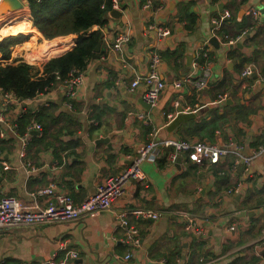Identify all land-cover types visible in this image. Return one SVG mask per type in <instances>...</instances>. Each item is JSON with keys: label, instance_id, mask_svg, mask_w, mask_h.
Here are the masks:
<instances>
[{"label": "crops", "instance_id": "0c3cea01", "mask_svg": "<svg viewBox=\"0 0 264 264\" xmlns=\"http://www.w3.org/2000/svg\"><path fill=\"white\" fill-rule=\"evenodd\" d=\"M19 1L22 6L13 8L12 2L0 0V41L26 37L11 47L10 61L30 51L31 61L44 63L75 46V33L47 39L34 25L30 0ZM147 1L120 0L118 19L109 12L101 52L88 61L76 97L65 94L63 81L31 98L11 97L5 114L17 133L0 125L5 132L0 134V199L14 195L27 205L45 207L48 199L35 194L54 184L80 203L108 176L125 169L138 147L154 140L160 154L142 163L147 182L131 179L107 211L0 230V264H43L63 259L70 250L79 256L67 264H264V154L249 164L233 152L217 164L189 162L187 154L181 163H169L172 148L161 144L204 140L242 147L245 156L264 145V0H153L145 9ZM188 14L196 17L192 29ZM23 22L30 23L29 30L10 32ZM151 23L168 33L160 34ZM126 28L132 37L123 55L109 53L116 33ZM239 34L244 37L227 43L226 35ZM34 36L35 44L26 47ZM66 39L71 43L64 51L34 55L42 44ZM152 52L161 55L159 70L166 83L155 106L145 101L143 84L129 88L136 75L149 71ZM208 56L206 87L194 88L184 78L200 75ZM247 64L257 72L243 78ZM39 67L34 71L42 73ZM5 92L10 91L0 87V112ZM33 121L42 124L43 134L34 131L24 148L20 137ZM111 134L109 142L98 141ZM129 209L160 213L156 220L132 218L140 227L137 247L124 241L118 222ZM188 215L204 230L202 238ZM128 253L127 260L117 258Z\"/></svg>", "mask_w": 264, "mask_h": 264}, {"label": "built area", "instance_id": "2783aa9c", "mask_svg": "<svg viewBox=\"0 0 264 264\" xmlns=\"http://www.w3.org/2000/svg\"><path fill=\"white\" fill-rule=\"evenodd\" d=\"M41 1V0H39ZM113 9H120V0H111ZM153 0H148L143 6L145 9L151 8ZM255 20L260 18L256 9L251 11ZM229 14H223L220 20L228 17ZM218 22L217 20L215 21ZM150 28H155L160 31V34H167V30L164 28H158L155 23L150 24ZM102 29V28H101ZM132 37L131 30L129 28L119 30L111 41L109 53L123 55L125 46L130 42ZM244 34H239L235 38H229L227 43H235L239 41ZM207 55V51L204 52ZM10 61V60H9ZM161 61V55L158 52L151 53V67L147 73L138 74L130 83V91L136 90L140 84L144 85L143 97L145 101L151 106L158 104L160 95L166 87L164 78L159 70V63ZM1 62H6L2 60ZM212 62H207L202 68V73L198 76L193 74L187 75L184 80L191 84L194 88L203 89L206 87L208 79L210 77V65ZM198 64V63H197ZM256 66L254 64H247L242 71L243 78L250 77L256 74ZM57 79H60L57 76ZM65 83V94L71 98L76 97L78 87L84 82V70L73 69L68 76L63 80ZM5 98L3 101V110L0 112V125L9 126L15 133L16 128L12 125L6 117L5 111L7 110L11 97L15 96L12 92H5ZM221 95L220 97H222ZM180 100L174 101V105L178 107ZM142 116L143 113L139 112ZM36 131L39 134H43V126L37 121H33L27 131L21 136L22 146L25 148L32 133ZM1 136L5 135L3 129L0 131ZM157 142L150 140L144 145L138 147L137 154L131 156L130 164L125 167L120 173L116 175L108 176L104 182L98 184L96 191L84 199L80 203H76L73 198L64 192H60L56 189L54 184H50L46 187L40 188L35 195L45 196L48 199V205L30 206L25 204L22 200L14 195H5L0 199V230L9 231L12 228L20 226H33L42 224H51L60 221L77 220L84 215L103 212L109 210L113 203L123 195L126 184L131 180H137L142 183L147 182V176L142 168L143 161L148 158H156L159 156V150L157 148ZM164 147L172 148L167 154L169 163H175L183 155L187 154L189 162L196 164H217L220 162L222 156H226L233 152L238 158L249 164L252 159L260 157L264 154V145L260 146L253 154L245 156L241 153L242 147H236L235 149L229 146H220L216 143H209L204 140L190 141L186 139H168L161 142ZM24 155V153H22ZM237 161V160H236ZM238 187L231 189L232 191H238ZM160 216V213L152 209H129L119 214V225L124 232V241L131 247H137L141 245L140 239V227L132 221V218L153 219L156 220ZM190 221L194 224L195 233L197 237L202 238L204 236V230L197 223L195 217L188 215ZM264 235V228H263ZM259 254V252H257ZM79 256L77 250H70L66 253L63 259L56 260L50 259L44 261L43 264H67L70 259H75ZM131 253H128L124 258L117 256L119 260L129 259Z\"/></svg>", "mask_w": 264, "mask_h": 264}, {"label": "trees", "instance_id": "16d2710c", "mask_svg": "<svg viewBox=\"0 0 264 264\" xmlns=\"http://www.w3.org/2000/svg\"><path fill=\"white\" fill-rule=\"evenodd\" d=\"M30 9L34 25L47 39L70 33L77 34V39L75 46L70 47L69 51L59 54L60 56L54 54L53 56L57 57L40 64L39 66L43 67L42 73L40 70L34 71L35 65L29 63L25 57L9 61L12 57L11 47L15 43L24 42L26 40L24 35H9L0 41V55L2 60H7L0 61V87L14 93L20 99L31 98L38 92H45L57 81H63L73 69L86 68L88 61L96 54L95 47L101 38V28L107 26L113 4L111 0H30ZM187 19L188 27L192 29L196 17L188 14ZM95 25L98 28L91 31ZM225 37L226 40L231 38L229 35ZM35 39L36 36L26 47L31 48L35 44ZM201 54L204 56V52ZM204 58L210 61L209 56ZM29 61L34 63L30 58ZM57 76L60 79H57ZM29 117H26V123L30 121Z\"/></svg>", "mask_w": 264, "mask_h": 264}, {"label": "bare ground", "instance_id": "6f19581e", "mask_svg": "<svg viewBox=\"0 0 264 264\" xmlns=\"http://www.w3.org/2000/svg\"><path fill=\"white\" fill-rule=\"evenodd\" d=\"M30 28V23L29 22H23L22 24L18 25L15 28H10V32H17V31H21V32H25L26 30H29ZM71 42H69V40H64V41H57V42H52L50 44L48 43H44L45 45H43L38 49V52L35 53L36 56H43L46 52L50 53V52H62L65 50V48H67L68 44H70Z\"/></svg>", "mask_w": 264, "mask_h": 264}, {"label": "water", "instance_id": "95a60500", "mask_svg": "<svg viewBox=\"0 0 264 264\" xmlns=\"http://www.w3.org/2000/svg\"><path fill=\"white\" fill-rule=\"evenodd\" d=\"M8 1L9 2H12V5L14 6L13 8H19V7L22 6V3L19 0H8ZM121 14H122V11L120 9H113L112 12H111V17L118 19V18H120ZM104 34H105L104 32L101 33V38L99 39V41H98V43H97V45L95 47V53H96L95 54V57H98L99 56V52H100L101 47H102V42H103ZM213 40L214 39H212V41ZM111 136H113V134L108 135L105 138H101L98 141L99 142H109ZM181 161H182V158H179L178 161H177V163H181Z\"/></svg>", "mask_w": 264, "mask_h": 264}, {"label": "rangeland", "instance_id": "374dc122", "mask_svg": "<svg viewBox=\"0 0 264 264\" xmlns=\"http://www.w3.org/2000/svg\"><path fill=\"white\" fill-rule=\"evenodd\" d=\"M34 55H35V54H34ZM35 56H36V55H35ZM36 57H39V56H36ZM25 58H26V60H27L29 63L35 65L36 68H37L40 64H42V63H39V62H38V63H37V62H34V63L30 62L28 56H26V55H25Z\"/></svg>", "mask_w": 264, "mask_h": 264}]
</instances>
